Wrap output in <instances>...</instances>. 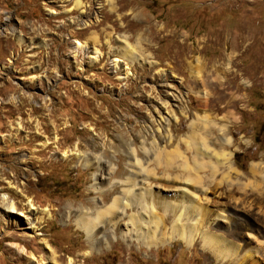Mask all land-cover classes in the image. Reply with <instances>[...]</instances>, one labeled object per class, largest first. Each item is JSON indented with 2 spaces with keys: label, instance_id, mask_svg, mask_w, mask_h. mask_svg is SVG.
Masks as SVG:
<instances>
[{
  "label": "rangeland",
  "instance_id": "obj_1",
  "mask_svg": "<svg viewBox=\"0 0 264 264\" xmlns=\"http://www.w3.org/2000/svg\"><path fill=\"white\" fill-rule=\"evenodd\" d=\"M75 1L0 0V194L17 204L0 207V264H232L199 239L91 240L73 215L97 195L94 160L117 175L127 152L167 125L160 116L174 126L173 113L191 109L185 129L196 113L214 117L197 98L221 92L214 81L236 100L213 119L228 127L235 166L247 173L264 162V0ZM123 36L154 66L114 65L109 46ZM16 189L31 198L32 216ZM253 218L233 240L264 260V227Z\"/></svg>",
  "mask_w": 264,
  "mask_h": 264
},
{
  "label": "bare ground",
  "instance_id": "obj_2",
  "mask_svg": "<svg viewBox=\"0 0 264 264\" xmlns=\"http://www.w3.org/2000/svg\"><path fill=\"white\" fill-rule=\"evenodd\" d=\"M81 4L76 0L75 8H81ZM107 34L108 43L111 35ZM95 36L91 37L92 42H96ZM121 41V45H108L107 55L112 56L114 65L128 59L130 63L154 66L148 56L150 53L129 44L127 37L123 36ZM76 45L85 48L81 41ZM93 53L91 59L97 61L98 49L93 47ZM190 68L193 69L191 62ZM194 81L195 86L199 85L197 79ZM224 86L214 81L213 91L221 92L197 94L201 110L211 112L214 117L201 118L196 113V119L185 129L181 123L189 120L191 109L184 111L181 119L173 113L177 122L174 126L168 116H160L167 125L153 138L144 137L139 145L131 148L117 175L102 164L101 159L94 160L100 174L91 175L89 190L97 195L88 201L86 208L77 207V214L73 215L88 238L106 243L110 237H121L145 244L164 243L175 237L192 244L199 239L201 246L215 259L229 258L232 264H264V260L256 256V250L247 249L242 253L233 240V235L242 237L247 221L255 215L264 227V162L251 163L247 173L235 166L228 127L213 120L218 117L216 111L236 102L233 96L223 93ZM8 184L9 188H15L11 182ZM16 192L28 199V214L32 216L35 211L31 198L21 189ZM16 205L8 193L0 194V207L7 212H15ZM230 209L237 212L238 221L234 213L228 212ZM19 214L24 215L22 211ZM28 223L32 229L39 227L37 221ZM223 223H228L224 226L226 231L222 229ZM262 243L264 248V241ZM54 257L62 264L60 256ZM73 260L68 264H74Z\"/></svg>",
  "mask_w": 264,
  "mask_h": 264
}]
</instances>
